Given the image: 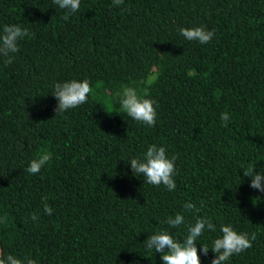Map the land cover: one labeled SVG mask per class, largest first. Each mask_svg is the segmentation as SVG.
<instances>
[{
    "label": "trees",
    "instance_id": "obj_1",
    "mask_svg": "<svg viewBox=\"0 0 264 264\" xmlns=\"http://www.w3.org/2000/svg\"><path fill=\"white\" fill-rule=\"evenodd\" d=\"M65 14L53 0H0V33L33 34L12 64L0 58V258L163 264L144 242L161 230L183 242L199 215L216 225L198 238L202 264L222 225L256 233L225 264H264V192L243 175L264 174V0H81ZM199 26L215 32L210 43L180 34ZM85 79L87 103L57 115L54 85ZM124 87L158 102L155 126L123 112ZM153 144L178 157L174 191L131 169ZM44 152L50 162L29 174ZM189 201L201 211L186 212ZM177 213L185 223L172 229Z\"/></svg>",
    "mask_w": 264,
    "mask_h": 264
},
{
    "label": "clouds",
    "instance_id": "obj_2",
    "mask_svg": "<svg viewBox=\"0 0 264 264\" xmlns=\"http://www.w3.org/2000/svg\"><path fill=\"white\" fill-rule=\"evenodd\" d=\"M53 3L60 9L66 11L65 20L70 15L79 11L81 0H53ZM113 6L118 7L124 3V0H112ZM180 34L188 41H198L200 44H208L215 36V32L207 30L204 26L194 28H181ZM33 35L22 25H6L0 33V58H3L5 65L13 63V54L20 51L19 41L25 37ZM53 96L58 100V107L55 111L62 114L69 109H74L84 103H87L89 95L93 88L88 79L83 81L71 80L64 83H56ZM119 95L120 107L129 117L135 121L141 122L149 127H153L157 120L158 102L150 99L148 91H142V95L138 94L133 87H124ZM230 114L225 111L221 113V121L224 127L228 126ZM177 155L170 158L166 153V147H157L155 144L148 147L147 152L142 158H133L130 165L136 176L143 174L144 181L147 184L160 186L163 184L169 191L176 189L174 176L177 175L176 160ZM51 160V154L44 152L37 158L32 159L26 171L29 174H38ZM245 177H251V185L253 189L264 192V174H256L253 167L243 170ZM44 212L51 216L53 209L47 204V197L44 198ZM186 212L199 213L201 211L191 201L184 205ZM6 219V218H5ZM31 219L35 222L39 217L33 213ZM185 223V216L177 213L174 217L169 216L166 224L172 229L178 228ZM216 231V225L210 217H201L197 215L195 223L188 225V235L181 240L176 239L169 230H161L156 234L148 237L144 242L148 250H155L161 253L163 264H202L200 258V249L197 248L198 238L201 237L205 230ZM222 235L213 241L211 251L216 254L211 264H225L234 254L238 255L253 246L256 240V233L239 232L231 225H222L220 228ZM210 249L206 244L202 245L203 255L207 256ZM0 264H38V261L30 256L18 258L12 254L6 258H0Z\"/></svg>",
    "mask_w": 264,
    "mask_h": 264
}]
</instances>
